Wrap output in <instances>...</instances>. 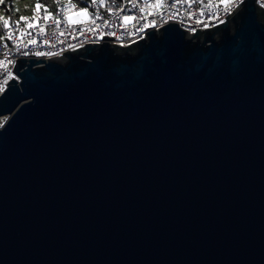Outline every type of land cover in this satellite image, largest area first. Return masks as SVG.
Wrapping results in <instances>:
<instances>
[{"label":"water","instance_id":"obj_1","mask_svg":"<svg viewBox=\"0 0 264 264\" xmlns=\"http://www.w3.org/2000/svg\"><path fill=\"white\" fill-rule=\"evenodd\" d=\"M226 18L17 55L0 264H264V8Z\"/></svg>","mask_w":264,"mask_h":264},{"label":"built area","instance_id":"obj_2","mask_svg":"<svg viewBox=\"0 0 264 264\" xmlns=\"http://www.w3.org/2000/svg\"><path fill=\"white\" fill-rule=\"evenodd\" d=\"M242 1L54 0V10L40 4L39 11L20 16L27 20L6 18L10 27L4 26V20L0 24V95L12 79H18L12 72L17 55L60 57L86 43H100L103 36L113 37L111 44L128 46L144 39L148 26L155 30L170 22L195 33L224 23ZM256 2L264 8V0ZM82 10L87 15H77ZM28 23L33 27H27ZM5 122L6 117H0V127Z\"/></svg>","mask_w":264,"mask_h":264},{"label":"rangeland","instance_id":"obj_3","mask_svg":"<svg viewBox=\"0 0 264 264\" xmlns=\"http://www.w3.org/2000/svg\"><path fill=\"white\" fill-rule=\"evenodd\" d=\"M46 0H13L12 1V13L10 15H20V16H24V15H28V14H32L35 11V5L37 3L39 4H46L45 2ZM54 0H52L50 3L52 9L54 10ZM2 0H0V18H2V20L6 19V13L2 7ZM11 18V17H8Z\"/></svg>","mask_w":264,"mask_h":264},{"label":"trees","instance_id":"obj_4","mask_svg":"<svg viewBox=\"0 0 264 264\" xmlns=\"http://www.w3.org/2000/svg\"><path fill=\"white\" fill-rule=\"evenodd\" d=\"M12 1L13 0H2V4L1 5H2V7H3V9H4L5 13H6V16H7L6 18H8V17H11V18L20 17V15H15V16L14 15H10L12 13ZM51 1L52 0H46L45 2H46L47 5H50V3H52ZM76 1L84 3L86 0H76ZM1 22H2V18H0V24H1ZM1 37H2V32H1V27H0V39H1Z\"/></svg>","mask_w":264,"mask_h":264},{"label":"snow or ice","instance_id":"obj_5","mask_svg":"<svg viewBox=\"0 0 264 264\" xmlns=\"http://www.w3.org/2000/svg\"><path fill=\"white\" fill-rule=\"evenodd\" d=\"M40 8H41V5H40L39 3H37V4L35 5V9H36V11H39ZM77 15L84 16V15H87V12H86V10H82V11H81L80 13H78ZM45 19H47V17H45ZM20 20H21V21H25V20H27V18H26V17H20ZM17 23H19V22H17ZM4 26H5V27H10V24H9V21H8V20H4ZM27 27L31 28V27H33V24L28 23V24H27ZM8 38L10 39L11 36L9 35Z\"/></svg>","mask_w":264,"mask_h":264}]
</instances>
